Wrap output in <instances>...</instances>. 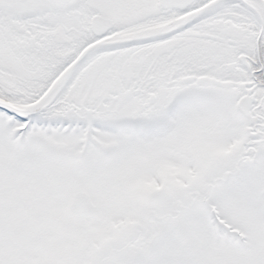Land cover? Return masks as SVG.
Wrapping results in <instances>:
<instances>
[{"label":"snow or ice","instance_id":"obj_1","mask_svg":"<svg viewBox=\"0 0 264 264\" xmlns=\"http://www.w3.org/2000/svg\"><path fill=\"white\" fill-rule=\"evenodd\" d=\"M0 264H264V0H0Z\"/></svg>","mask_w":264,"mask_h":264}]
</instances>
